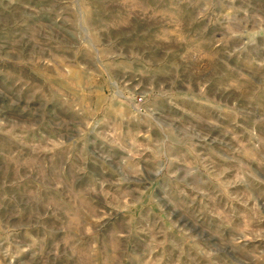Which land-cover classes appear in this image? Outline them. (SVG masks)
<instances>
[{
  "label": "rangeland",
  "instance_id": "374dc122",
  "mask_svg": "<svg viewBox=\"0 0 264 264\" xmlns=\"http://www.w3.org/2000/svg\"><path fill=\"white\" fill-rule=\"evenodd\" d=\"M0 264H264V0H0Z\"/></svg>",
  "mask_w": 264,
  "mask_h": 264
}]
</instances>
